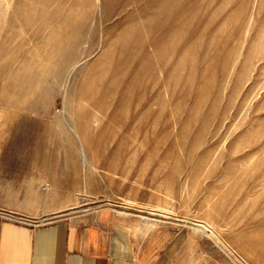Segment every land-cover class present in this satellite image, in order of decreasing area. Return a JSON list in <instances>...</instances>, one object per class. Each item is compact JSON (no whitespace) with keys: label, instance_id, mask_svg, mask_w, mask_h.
<instances>
[{"label":"rangeland","instance_id":"rangeland-1","mask_svg":"<svg viewBox=\"0 0 264 264\" xmlns=\"http://www.w3.org/2000/svg\"><path fill=\"white\" fill-rule=\"evenodd\" d=\"M103 207L264 264V0H0V214Z\"/></svg>","mask_w":264,"mask_h":264},{"label":"crops","instance_id":"crops-1","mask_svg":"<svg viewBox=\"0 0 264 264\" xmlns=\"http://www.w3.org/2000/svg\"><path fill=\"white\" fill-rule=\"evenodd\" d=\"M174 234L106 207L40 225L0 214V264H176Z\"/></svg>","mask_w":264,"mask_h":264},{"label":"built area","instance_id":"built-area-1","mask_svg":"<svg viewBox=\"0 0 264 264\" xmlns=\"http://www.w3.org/2000/svg\"><path fill=\"white\" fill-rule=\"evenodd\" d=\"M25 221H27V222H29V223H32V224H34V225H40V224H44V222H41V221H31V220H27V219H25ZM46 223V222H45Z\"/></svg>","mask_w":264,"mask_h":264},{"label":"bare ground","instance_id":"bare-ground-1","mask_svg":"<svg viewBox=\"0 0 264 264\" xmlns=\"http://www.w3.org/2000/svg\"><path fill=\"white\" fill-rule=\"evenodd\" d=\"M74 133H75V135L77 136V138H79L78 133H77L76 131H75ZM80 150H81V149H80ZM81 155L85 157L84 150H81ZM60 211H61V210H60ZM55 212H56V211H55ZM147 222H152V221H149V220H148ZM153 223H154V222H153ZM204 227H206V226H204ZM205 230H206V229H205Z\"/></svg>","mask_w":264,"mask_h":264}]
</instances>
